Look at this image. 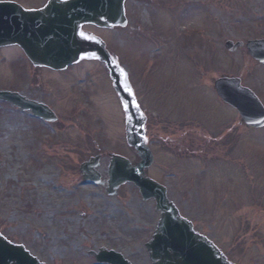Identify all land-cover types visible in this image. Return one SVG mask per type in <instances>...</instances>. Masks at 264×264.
<instances>
[{"label":"rangeland","instance_id":"obj_1","mask_svg":"<svg viewBox=\"0 0 264 264\" xmlns=\"http://www.w3.org/2000/svg\"><path fill=\"white\" fill-rule=\"evenodd\" d=\"M47 1L0 3L33 11ZM124 8L125 28L83 30L106 44L146 114L145 142L156 153L146 175L228 260L264 264V129H246L213 91L218 78L236 77L264 105V66L244 48L224 49L264 38V0H126ZM0 92L42 102L58 119L41 123L0 102V234L44 264H95L88 254L101 248L151 264L144 245L154 203L131 184L108 198L79 174L96 155L104 180L106 154L139 161L105 67L82 61L53 73L32 68L16 47L1 49ZM185 109L177 146L166 122Z\"/></svg>","mask_w":264,"mask_h":264},{"label":"water","instance_id":"obj_2","mask_svg":"<svg viewBox=\"0 0 264 264\" xmlns=\"http://www.w3.org/2000/svg\"><path fill=\"white\" fill-rule=\"evenodd\" d=\"M125 0H49L38 11H24L12 3H0V48L20 47L36 67L63 71L82 58L95 57L105 64L113 82V88L125 110L126 140L134 148L142 162L138 167L117 155H110L108 180L102 181L97 169L101 157L90 158L79 172L85 184L105 188L108 197H116L120 188L132 183L143 202L154 200L159 220L152 239L145 245L152 264H230L205 238L194 232L191 223L181 218L168 200L166 189L144 176V170L152 164V156L143 145L144 120L139 116L136 103L128 91L123 74L97 38H83L81 28L93 25L101 29L125 27ZM242 43L227 42L225 48L231 53ZM248 54L264 65V39L246 44ZM219 99L234 108L248 128L264 127V107L256 96L241 86L235 78H220L214 83ZM21 110H31L34 116L56 122L47 108L26 103L16 95L0 94ZM99 264H129L120 254L100 249L91 253ZM0 264H40L22 246L12 245L0 236Z\"/></svg>","mask_w":264,"mask_h":264},{"label":"flooded vegetation","instance_id":"obj_3","mask_svg":"<svg viewBox=\"0 0 264 264\" xmlns=\"http://www.w3.org/2000/svg\"><path fill=\"white\" fill-rule=\"evenodd\" d=\"M170 114L171 113L169 112L168 116H171ZM185 114H187V110L186 111L179 110L176 116L174 118L172 117L173 119L166 118L167 119L166 125H169L167 128H169L168 132L170 134L172 133L173 127L177 128L176 130H173V131H178V133L172 134V136L176 138L175 140L177 141V146L181 144V141L183 142L185 140L184 132L182 131L184 130V126L188 125V121L185 118ZM147 124H148V121H146L145 125Z\"/></svg>","mask_w":264,"mask_h":264}]
</instances>
